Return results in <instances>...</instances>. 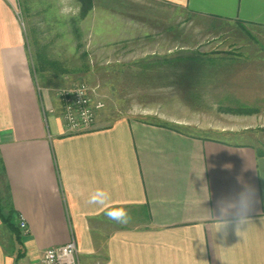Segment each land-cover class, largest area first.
Listing matches in <instances>:
<instances>
[{
	"label": "crops",
	"instance_id": "obj_1",
	"mask_svg": "<svg viewBox=\"0 0 264 264\" xmlns=\"http://www.w3.org/2000/svg\"><path fill=\"white\" fill-rule=\"evenodd\" d=\"M145 1L190 19L264 28V0ZM20 5L0 0V198L27 233L18 240L0 219V264H39L72 239L80 264H264V155L252 144L102 112L94 130L68 133L56 97L34 82ZM244 184L256 189L251 221L239 235L215 236L217 201ZM98 188L110 194L102 207L88 203ZM115 207L127 210V223L107 217Z\"/></svg>",
	"mask_w": 264,
	"mask_h": 264
},
{
	"label": "rangeland",
	"instance_id": "obj_2",
	"mask_svg": "<svg viewBox=\"0 0 264 264\" xmlns=\"http://www.w3.org/2000/svg\"><path fill=\"white\" fill-rule=\"evenodd\" d=\"M20 3L34 82L59 110L58 92L86 83L104 100L106 118L128 116L264 152V28L190 19L145 0ZM131 23L135 30L125 32ZM37 56L53 64L39 69ZM239 106L247 111H232Z\"/></svg>",
	"mask_w": 264,
	"mask_h": 264
},
{
	"label": "built area",
	"instance_id": "obj_3",
	"mask_svg": "<svg viewBox=\"0 0 264 264\" xmlns=\"http://www.w3.org/2000/svg\"><path fill=\"white\" fill-rule=\"evenodd\" d=\"M60 105L61 120L70 134H82L95 129L98 116L105 109L104 100L95 88L86 83H79L70 88L60 90L57 94ZM18 227L22 234L27 233L24 220L18 219ZM55 251L56 264H80L75 241L52 247L44 251L39 264H47V254Z\"/></svg>",
	"mask_w": 264,
	"mask_h": 264
},
{
	"label": "clouds",
	"instance_id": "obj_4",
	"mask_svg": "<svg viewBox=\"0 0 264 264\" xmlns=\"http://www.w3.org/2000/svg\"><path fill=\"white\" fill-rule=\"evenodd\" d=\"M110 200V194L103 189H96L88 198V203L104 206ZM256 200V189L254 186L244 184L238 193L222 197L217 201L218 214L213 215L215 236L221 233L224 238L228 235V229L233 228L237 235L241 229L251 221L249 213L253 210ZM110 220L117 223H127L130 216L124 207L110 208L105 213ZM57 254L51 251L47 254V264H56Z\"/></svg>",
	"mask_w": 264,
	"mask_h": 264
},
{
	"label": "trees",
	"instance_id": "obj_5",
	"mask_svg": "<svg viewBox=\"0 0 264 264\" xmlns=\"http://www.w3.org/2000/svg\"><path fill=\"white\" fill-rule=\"evenodd\" d=\"M80 1L81 2H84L85 0H80ZM195 59L196 60H200L199 57H197ZM37 61H38V64H39V69H43V67L46 64L47 65H52L53 64L50 61L48 62L44 57L41 58L39 56H37ZM30 68H31V64H30ZM31 72H32V68H31ZM235 110L240 111V112L241 111L242 112H246L247 111V108H242L240 106L239 107L232 108V111L233 112H235ZM253 148H255L259 154L264 155L263 150H260L255 145H254ZM4 210H6V214H3L2 213ZM0 219H1L2 223L7 228H9V230H11L17 236V239L20 240V238H21V232H20L19 227H18V219H19V216L17 214H14L13 212L10 211L8 199L5 196L4 197L2 196V198H0Z\"/></svg>",
	"mask_w": 264,
	"mask_h": 264
}]
</instances>
